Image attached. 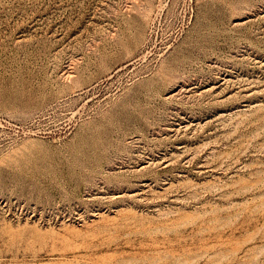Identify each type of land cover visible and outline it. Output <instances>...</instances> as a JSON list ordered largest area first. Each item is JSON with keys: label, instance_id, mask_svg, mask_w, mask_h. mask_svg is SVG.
<instances>
[{"label": "rangeland", "instance_id": "374dc122", "mask_svg": "<svg viewBox=\"0 0 264 264\" xmlns=\"http://www.w3.org/2000/svg\"><path fill=\"white\" fill-rule=\"evenodd\" d=\"M0 264H264V0H0Z\"/></svg>", "mask_w": 264, "mask_h": 264}]
</instances>
